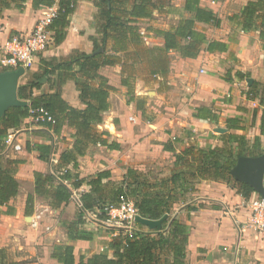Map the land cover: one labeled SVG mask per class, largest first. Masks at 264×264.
Returning <instances> with one entry per match:
<instances>
[{
	"label": "crops",
	"instance_id": "1",
	"mask_svg": "<svg viewBox=\"0 0 264 264\" xmlns=\"http://www.w3.org/2000/svg\"><path fill=\"white\" fill-rule=\"evenodd\" d=\"M174 2L177 8L170 6ZM185 2L186 0H168L163 9L153 11L151 18L139 21L143 42L139 46H130V51L144 50L141 51V55L135 53L132 59H127L123 52H114L113 42H108L106 51L116 53L119 59L117 63L104 65L99 69L100 77L107 80L108 85L113 88L109 96L111 107L104 114L103 122L98 128L108 131L112 135L111 142L119 143L120 147L111 149L99 143L91 144L86 154L78 157L79 168L76 173L79 178L88 180L98 172L109 170L111 176L103 180L104 184L107 186L121 184L129 169L144 175L147 166L156 168L155 162H160L162 158L167 159L168 156H172L174 164L176 153L183 152L189 146H195L194 136L199 141L197 146L204 150L222 147L224 134L233 133L247 137L245 133L248 126L244 116L249 112L251 104L257 101L253 96L264 87V42L260 36L261 29L243 30L238 20L234 18V15L243 12L249 0H200V5L211 10L220 22L196 21L195 29L206 36L199 54L191 58L182 56L180 49H168L162 54V65L158 66L155 63L158 55L148 53L147 49H154V52L157 51L155 49H165V40L156 33V29H174L181 19L193 17V13L185 9ZM47 8L35 9L32 1L28 0L23 10L10 7L3 11L0 16V59L4 55L1 48L6 41L14 34L29 32ZM97 12L98 9L92 0H78L76 10L70 16V26L66 30L65 40L60 44L53 41L46 51L38 54L21 76L20 84L31 82L41 71L40 55L50 58L67 57L74 50L93 52V39L100 38L94 19ZM229 20L235 25L229 26L227 22ZM211 41L225 43L227 50L208 51L207 46ZM183 42L182 39L179 40L180 45ZM101 51L102 49H99L96 52ZM210 57L219 59L214 67L217 74L209 72ZM226 62L227 66H234L231 71L233 80H225L219 73L225 69ZM124 64L127 65L126 72H123ZM199 69H204L205 72L200 74L195 82H191L190 73L192 71L195 73ZM129 74L135 78L132 94L128 93L127 86L122 82ZM248 79H252V83H249ZM243 81L248 82V89L242 96L239 94L241 93L239 85ZM94 84L98 85L99 80L97 79ZM58 90L70 105L76 108L86 106L79 98L75 82L68 80L61 87L58 74L52 75L33 93L38 96ZM237 94L241 99H237ZM198 107L212 109L219 116L218 122L198 117ZM259 107L254 109L253 116L255 115V122L257 121L261 132L260 116L264 106L260 108L261 110ZM228 117L241 118L246 129H227ZM221 121L224 126L219 125ZM218 128L227 129L219 135L222 145L215 137L216 132H219ZM9 132L16 134L15 142L21 145V149L16 151L5 141L0 155L16 161L9 169L18 182V192L7 204L0 205V248L9 250L8 247H11L15 251V246L20 240L21 245H18V248L20 251L23 250L24 254L17 259L16 256L15 260L28 261V264H61L52 257L54 248L60 244L73 245L77 260L81 256L89 257L105 249L108 242L119 233L101 236L93 231L98 229L96 227L93 229L91 226L93 224L88 218H86L88 223L81 227L88 239L71 240L68 237L67 223L76 220L77 213L83 210L81 195L89 190L87 180L80 188H75L72 181L63 180L56 172L61 154L73 147L72 135L75 129L65 125L62 134L58 135L48 127L40 125L34 116H30L18 128L10 129ZM210 134L212 136L209 138ZM260 137H263L261 138L263 148L262 133ZM27 143L32 146L50 145L49 160L39 159L37 151L27 149ZM167 147H172L175 151L168 150ZM200 157L194 153L190 156V162L198 163ZM59 169L65 170L64 167ZM36 171L52 174L54 184L61 183L71 191V199L55 207L50 197L37 194L34 176ZM187 181L195 183L197 192L193 200L197 202H185L186 206L192 204L191 206L195 207L194 211L200 203L221 208L216 206L200 208L192 214L189 211L185 213V209H179L173 214L172 218L177 217L189 226L186 264H264V234L251 224L243 223L251 217L248 201L258 193L254 192L246 198L239 193L235 185L231 186L224 181L204 178H192ZM29 195L34 198L31 215L26 213ZM83 211L87 216L89 211ZM19 219L20 222L31 221L30 226L21 228L19 223L20 233L13 227H7L6 222L10 220L16 222ZM101 223L114 226L105 220ZM3 225L6 226L4 229ZM229 227H233L236 232L237 229L242 230L238 233V240L230 237ZM17 236L21 239L18 240Z\"/></svg>",
	"mask_w": 264,
	"mask_h": 264
},
{
	"label": "trees",
	"instance_id": "2",
	"mask_svg": "<svg viewBox=\"0 0 264 264\" xmlns=\"http://www.w3.org/2000/svg\"><path fill=\"white\" fill-rule=\"evenodd\" d=\"M28 0H0V16L3 11L10 7L20 10L25 8ZM33 8L51 7L54 4L59 6V14L50 25L53 32V39L56 44L65 40L67 28L70 26V16L76 10L78 0H31ZM98 9L95 15L96 30L100 38H94V50L91 53L74 50L67 57L46 58L40 55L41 71L35 78L26 84H20L18 96L22 100H28L27 106H16L8 109L6 114L0 118V154L4 149L6 136L10 129L18 128L22 122L30 117H37L38 110L44 109L55 119V123L38 121L53 130L54 133L61 135L65 125L73 127L75 133L72 135L74 144L71 150L65 151L60 156V164L56 169L60 177L64 180L72 181L75 188H80L86 178H79L76 170L79 168L78 157L86 154L91 144L106 145L111 149H117L120 144L111 142L112 135L98 128L103 122V116L109 111L110 90L113 88L108 85L107 80L99 75V69L104 65H113L118 62L119 57L116 53H108L107 44L113 42L114 52H123L127 59H132L135 53L141 55V51H130V46H139L143 42V35L140 31L139 21L144 18H151L155 9H163L168 0H92ZM71 4H74L72 7ZM185 9L193 13L192 18L181 19L174 29H156V33L165 40V49H147L148 53L158 55L156 64L162 65L161 57L168 49H180L182 56L196 57L206 36L204 33L195 29V22L205 23L217 22L219 19L209 9L200 5V0H186ZM238 24L243 30H259L264 42V0H249V3L239 15H235ZM183 40L180 45L179 40ZM102 49L101 52H96ZM207 50L210 52L226 51L225 43L211 41L208 43ZM124 64L123 72L128 71ZM14 69V67H4L0 73ZM59 75V86L72 80L79 91V98L86 104L84 108H76L70 105L61 95V92L44 93L34 95L35 89H40L46 80L52 75ZM99 80V84L94 82ZM132 75L123 78L122 82L128 88V93H134ZM197 116L208 119L211 122H218L219 116L208 107H198ZM261 133L264 136V109L260 116ZM227 129L245 130L242 119L238 117H228L226 119ZM224 145L222 147H210L204 150L199 147L189 146L183 152L176 153L175 166H185L175 173L172 181L181 176L184 180L192 178L214 179L231 183L234 181L235 187L243 197L249 198L256 190L248 183L238 181L233 170L242 156H258L264 154L262 140L256 136L253 142L246 141L245 136L228 133L222 135ZM230 143V144H228ZM231 143L237 144V150L232 147L227 148ZM29 151L38 152V158L48 161L51 153V146L46 144L30 145L27 143ZM168 150L175 151L172 147ZM198 154L200 160L193 164L190 162L192 154ZM16 163L15 160L4 158L0 155V205L7 204L17 195L18 182L11 173L9 166ZM65 170L60 171L59 168ZM143 174L136 170L129 169L127 176L121 184L107 186L104 179L109 178V170L98 172L93 178L87 180L89 190L82 193L81 201L83 210L95 212L102 218L107 219L106 207L116 205L121 197L133 199L139 214L147 219H160L170 211V199L172 193H165L162 189L159 192L147 181ZM35 191L37 194L50 197L53 206L59 207L63 202L71 199V191L63 184H54V176L39 171L34 173ZM153 188V189H152ZM33 196L27 199L26 213L32 214ZM191 210L195 207H189ZM77 213L76 220L67 223V233L71 240L88 239L81 227L86 225L84 211ZM106 214V216H105ZM168 226L167 233L157 232H138L125 233L115 236L108 242L107 247L89 257L81 256L78 260L75 257L74 246L70 244L57 245L52 257L61 264H186V251L189 243V226L181 219L174 217L164 220ZM140 227H147L143 223H137ZM111 252V253H110ZM0 264H28V261H15L5 248H0Z\"/></svg>",
	"mask_w": 264,
	"mask_h": 264
},
{
	"label": "rangeland",
	"instance_id": "3",
	"mask_svg": "<svg viewBox=\"0 0 264 264\" xmlns=\"http://www.w3.org/2000/svg\"><path fill=\"white\" fill-rule=\"evenodd\" d=\"M175 3L176 2H174V4H171L170 6H173V7L175 6L177 8ZM43 14H42V16H43ZM227 22H228L229 26L230 25H233V26L235 25L230 20L227 21ZM234 22H236V21H234ZM209 60L211 61L210 64H209V66H210L209 72L217 74V72H216L214 67L216 66L217 61H219V59L218 58L212 59L210 57ZM227 64L228 63L226 62L225 69L223 71H219V73H221L220 74L221 78H223L225 80L226 79L227 80H229V79L233 80V77H232L233 74H231V71L234 69V66H227ZM174 70H175V68L172 69V71H174ZM204 72H205L204 69L196 70L195 73H193V71H192L190 73L191 74L190 78H189L190 81L191 82H195V80L198 79L199 75L203 74ZM247 89H248V82H246V81L241 82L240 85H239V91L241 93H239V94H241L243 96L244 92H246ZM239 94H237V97H238L237 99L238 100L241 99L239 97ZM253 98H256L257 101H255L254 103L251 104L252 106L249 108V112L246 114V116H244L245 119H246L247 126H248V131L245 134L247 135L246 139L248 140L249 143H251L253 141V138L256 135H260L261 136L260 128H259V126L257 124V121L255 122V115L253 116V114H254V109L256 107H259V104L261 105L259 107V109L260 108L262 109V107L264 106V87H263V89H259L258 92H257V95L253 96ZM226 99H227V97H226ZM220 112H221V110H220ZM222 121H224V120L222 119ZM222 121L219 124L220 126L221 125L224 126V123ZM186 129H188V128H186ZM219 135H221V132H216V136L215 137H217L219 139V137H220ZM211 136L212 135L210 134L209 138ZM261 138L263 139V137H261ZM193 141H195V147H199V146H197V141L198 140H197L196 136H194V140ZM219 141L221 142L220 144L222 145L223 144L222 140L219 139ZM228 144H230V143H228ZM226 147L227 148L232 147L234 151L237 150V144L236 143H231V145H227L226 144ZM155 165H156V168L147 166V171L141 177L142 178L146 177L145 179L147 181H149V183H151L154 188L156 187V190L158 192L160 190L164 189L163 191L165 193H170V194L172 193V196H171V199H170V211H169V213L165 214L162 218L156 219V220L159 221V224H158L157 227L151 228L149 225L144 224L143 222H141L138 219L135 220L134 222H132L131 225H129V226L126 225L125 223H119V222L118 223H113L114 226L105 225V224H102L101 222L103 220L108 221V218L107 219L102 218L97 213L95 215L92 212H89L87 214V216H85V217L90 219V223L93 224V225H91V224H89V225L87 224V225L88 226H90V225L93 226V229L96 227L99 231L98 230H93V231L99 233L101 236L112 235L115 232H118L119 233L118 235L125 234V233L132 234V233L138 232V230L140 232H150V233L163 232V233H167L168 226H167V224L165 223L164 220H168V219L170 220L173 217V214H176L177 210H179V209H182V210L185 209V213H188V211H189L190 214H192V212H195L196 210H199L200 208L201 209H207V208H211V207H214V206L221 208V206H217V205H212V204H207V203H200L199 206H196V210L195 211H194V209L191 210V208H188V207L189 206L191 207L192 204L186 206L185 202H189V201H192V203L193 202L194 203L197 202V201L193 200V198L195 197L196 192H197V189L195 188V183H193L191 181H186V180L184 181L183 177L181 178V176H179L176 179V181H172L171 180V177L175 174V172L181 171L182 169H188V168L185 167V166H182V167L175 166V163L173 164L172 156H168L167 159L162 158L160 160V162H158V163L155 162ZM230 185L234 186L235 185L234 181H232L230 183ZM105 216H106V214H105ZM201 219H202V217H200V220ZM152 220H155V219H152ZM10 221L6 222L7 227L8 228H12L13 227L19 233H20L19 230H21V229H19V223H21V228H22L24 226H30L29 223L31 222V221L27 222V221H24V220H22L20 222V219L18 221H16V222L12 221V220H10ZM139 222L143 223L147 227H140L137 224ZM86 223H88V222L86 221ZM243 223H244V225L251 224L254 228H256L255 225L253 224V221H252L251 217H248L247 221H244ZM5 227L3 225V229ZM234 230L235 229L233 227H229L228 228V232L231 231L230 237H235L238 240L239 239L238 238V233H239V231H242V230L237 229V232L234 231ZM40 232H41V230H40ZM10 238H11V236H10ZM13 238H15V237H13ZM17 239L19 240V239H21V237L17 236ZM19 241L17 243H19L18 245H21ZM18 245L15 246L16 247L15 251H14V248L12 249L11 247H8L9 250H7V252L12 257L13 260H15L16 256H17L16 257V259H17V258L23 256V254H24L23 250H21V251L19 250V248H18L19 246ZM5 249H7V248H5ZM15 261H17V260H15Z\"/></svg>",
	"mask_w": 264,
	"mask_h": 264
},
{
	"label": "built area",
	"instance_id": "4",
	"mask_svg": "<svg viewBox=\"0 0 264 264\" xmlns=\"http://www.w3.org/2000/svg\"><path fill=\"white\" fill-rule=\"evenodd\" d=\"M73 7L74 4H71ZM59 14L58 4L48 7L43 16L36 22L35 26L26 33L12 35L2 46L3 57L0 59L1 67L28 68L31 61L40 53L46 51L54 41L50 25ZM36 121H47L55 123V119L44 109L38 110ZM133 120V118H130ZM16 134L11 132L6 137V144L14 150H20L21 145L15 142ZM251 210V219L256 229L264 234V197L260 194L250 198L248 201ZM108 221L111 223H125L131 225L138 218V209L132 199L121 197L116 205L106 207Z\"/></svg>",
	"mask_w": 264,
	"mask_h": 264
},
{
	"label": "water",
	"instance_id": "5",
	"mask_svg": "<svg viewBox=\"0 0 264 264\" xmlns=\"http://www.w3.org/2000/svg\"><path fill=\"white\" fill-rule=\"evenodd\" d=\"M26 72V68L5 70L0 73V118L8 109L16 106H27L29 102L18 96L20 78ZM252 83V79H248ZM217 131L226 132V128H218ZM237 180L250 184L258 194L264 197V154L259 156H242L233 170ZM151 228L158 226V220L147 219L139 216L137 218Z\"/></svg>",
	"mask_w": 264,
	"mask_h": 264
}]
</instances>
